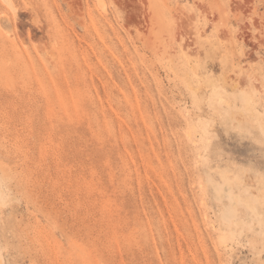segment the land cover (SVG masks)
I'll return each mask as SVG.
<instances>
[{"label": "rangeland", "instance_id": "1", "mask_svg": "<svg viewBox=\"0 0 264 264\" xmlns=\"http://www.w3.org/2000/svg\"><path fill=\"white\" fill-rule=\"evenodd\" d=\"M0 264H264V0H0Z\"/></svg>", "mask_w": 264, "mask_h": 264}]
</instances>
